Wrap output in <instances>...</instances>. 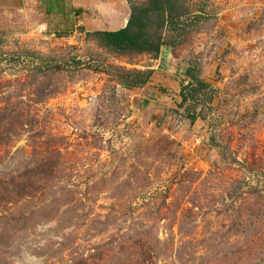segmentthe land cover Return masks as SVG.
<instances>
[{
	"label": "rangeland",
	"instance_id": "obj_1",
	"mask_svg": "<svg viewBox=\"0 0 264 264\" xmlns=\"http://www.w3.org/2000/svg\"><path fill=\"white\" fill-rule=\"evenodd\" d=\"M149 1L0 0V264H264V0Z\"/></svg>",
	"mask_w": 264,
	"mask_h": 264
},
{
	"label": "trees",
	"instance_id": "obj_2",
	"mask_svg": "<svg viewBox=\"0 0 264 264\" xmlns=\"http://www.w3.org/2000/svg\"><path fill=\"white\" fill-rule=\"evenodd\" d=\"M167 4L168 1L165 2V0H150L147 8L132 6L131 16L125 28L114 32H97L92 36L119 55L131 53H154L157 55L162 45L150 38L149 28L154 17L161 19L162 26H164V23L166 24V14L169 12L168 10L173 9L172 7H167ZM76 11L80 13L82 9H77ZM170 14L173 15L171 12ZM168 23L172 27L176 24V20L169 19ZM152 74V71L131 74L129 76L134 77V79L132 81L127 80L125 84L130 87L146 85L151 79ZM187 75L191 80L197 81L200 88H207L206 84L198 81V77L194 74L193 70H189ZM182 95L185 101L187 95L185 93H182ZM192 120L194 122L195 117Z\"/></svg>",
	"mask_w": 264,
	"mask_h": 264
}]
</instances>
